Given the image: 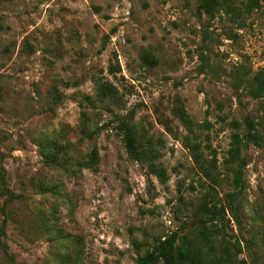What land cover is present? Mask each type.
Masks as SVG:
<instances>
[{"label":"rangeland","instance_id":"obj_1","mask_svg":"<svg viewBox=\"0 0 264 264\" xmlns=\"http://www.w3.org/2000/svg\"><path fill=\"white\" fill-rule=\"evenodd\" d=\"M199 2L0 0V232L7 220L3 240L13 257L0 253V264H56L39 223L56 199L39 192L41 182H61L66 199L54 226L82 237L85 264H136L155 238L191 230L207 180L183 144L189 130L174 115L180 103L205 159L218 158L219 197L232 192L224 165L232 135L245 134L249 119L264 140V101L236 82L237 70L251 76L264 68V6L237 30L225 15H201ZM103 81L118 87L119 103L90 105L85 97L95 99ZM83 111L104 128L79 146L82 153L97 146L99 169L61 174L43 162L39 140L63 127L77 140ZM131 112L160 148L166 183L126 152L115 116ZM242 154L250 208L264 202V141ZM4 185L21 198L9 201Z\"/></svg>","mask_w":264,"mask_h":264},{"label":"trees","instance_id":"obj_2","mask_svg":"<svg viewBox=\"0 0 264 264\" xmlns=\"http://www.w3.org/2000/svg\"><path fill=\"white\" fill-rule=\"evenodd\" d=\"M263 2L264 0H200L198 11L210 20L225 15L237 30H243L252 14L263 8ZM146 62L157 64L151 56L146 57ZM118 72H121L120 68L112 73ZM236 73L238 88L242 87L252 98L264 101V68L251 76H246L239 70ZM85 101L93 106L109 101L119 103L120 92L110 82H97L95 99L86 96ZM174 115L189 130L183 144L191 152L198 169L207 180L203 184L207 192L192 215L191 230L185 233L173 231L155 238L150 247L139 253L136 264H250L245 258L246 254L251 257L253 264H264V202L256 201L248 208L250 202L244 196V174L248 163L242 154L250 144L261 146L263 136L249 119L245 120V134L232 135L231 148L224 160V165L230 167L233 175L232 192L226 193L222 200L217 190L220 185L217 156L210 161L205 159L201 146L191 136L195 132V123L181 103L176 106ZM115 121L118 122V130L122 134L128 156L145 165L149 175L166 183V170L158 162L160 148L149 133L135 123L133 112L124 116L116 115ZM103 129L91 120L89 113L81 112L80 123L74 129L77 140L74 141L70 136L67 127L42 136L38 146L43 162L59 173L70 176L81 175L85 170L98 171L101 157L97 146L86 153H82L79 146L85 140L96 139ZM37 186L41 194L56 199L50 205L48 213H43L39 218L41 231L50 234L56 264H85L82 237L54 226L61 219L60 203L66 199L61 182L53 180L41 182ZM1 189L11 202L21 198V195L9 191L5 185ZM70 213L73 215V210ZM232 222L238 234H234ZM6 223L7 220L1 227L0 253L12 260L8 245L3 240L6 236Z\"/></svg>","mask_w":264,"mask_h":264},{"label":"built area","instance_id":"obj_3","mask_svg":"<svg viewBox=\"0 0 264 264\" xmlns=\"http://www.w3.org/2000/svg\"><path fill=\"white\" fill-rule=\"evenodd\" d=\"M169 225H172V221L171 220H169Z\"/></svg>","mask_w":264,"mask_h":264}]
</instances>
